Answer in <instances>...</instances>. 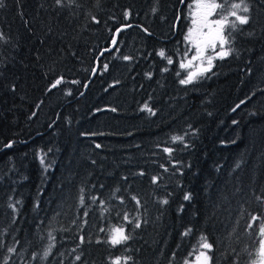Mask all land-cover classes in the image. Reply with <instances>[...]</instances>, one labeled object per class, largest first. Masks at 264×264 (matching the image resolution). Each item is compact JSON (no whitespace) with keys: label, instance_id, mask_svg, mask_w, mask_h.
<instances>
[{"label":"trees","instance_id":"16d2710c","mask_svg":"<svg viewBox=\"0 0 264 264\" xmlns=\"http://www.w3.org/2000/svg\"><path fill=\"white\" fill-rule=\"evenodd\" d=\"M190 1L4 0L0 264L125 256L128 264H186L205 239L211 264L255 262L264 219V0H246L249 23L225 29L231 54L182 85ZM216 2L226 16L238 0ZM124 25L131 28L106 52ZM114 227L130 239L96 242Z\"/></svg>","mask_w":264,"mask_h":264},{"label":"snow or ice","instance_id":"6c2138e0","mask_svg":"<svg viewBox=\"0 0 264 264\" xmlns=\"http://www.w3.org/2000/svg\"><path fill=\"white\" fill-rule=\"evenodd\" d=\"M183 2V0H181ZM55 3L57 5H62V0H55ZM4 7V0H0V8ZM224 4L222 3H217L216 0H194L193 5L191 6L190 9V16H191V24L192 27L188 29L187 34L185 35L184 39L185 42L189 45L188 51L185 53L186 59L188 57V52H191V57L190 59H187V65L185 63H181V68H185L186 66H191L193 61L200 60L202 61L205 57V54L208 52V50H211L212 52L215 53V56L209 55L207 57V64L209 67L203 68L202 71L207 72L210 71L212 61L214 58H220L223 59L231 54L233 49L231 47H226V45L230 44L229 36L231 35V32L228 33V35H225V29L229 28L231 30H236L237 25H246L249 23V16L247 13H249L250 9L248 4L246 3V0H238V2H233L230 5V10L228 12V15H220V18L210 20L209 17L213 16V14L217 13L218 9H223ZM155 11V9H153ZM129 13H125V17ZM230 17H234L233 20H229ZM179 19V17L177 18ZM123 27H131V25H125ZM123 29H117V33ZM145 32H147V29H144ZM0 39H3V35L0 34ZM116 41L113 40V44L115 45ZM217 48L219 50L217 51ZM158 55L162 58H165L167 60L168 64H172L173 60L171 57H166L164 50H161ZM124 60H129L131 59L128 56L123 57ZM104 68L107 69V65H104ZM164 71H167V68L164 69ZM150 76V74H148ZM179 75V73H178ZM197 75L196 72H189L187 74L186 78H183L180 80V84L186 85L192 82L193 78ZM64 82V78L60 77L55 80L54 83H52L51 87L56 88L57 86L61 85ZM73 83H78V81H73ZM68 94H71L70 92ZM239 107V106H237ZM142 110H147L151 114H155L151 108L146 104L144 106V109ZM112 111H115V109H112ZM235 123V121L233 122ZM183 137L182 136H173L171 138L172 142H183ZM97 147H100V145H97ZM165 153L171 154L173 149L171 147H165L163 149ZM43 162V161H42ZM140 175H144L143 172L140 173ZM125 179H127L125 177ZM152 183H158V177H152ZM102 187V186H101ZM191 197L190 195H185L184 199L189 200ZM95 197L93 200L95 201ZM133 201H135L137 206H140V201L133 196L131 198ZM81 203H83V199H81ZM121 203H123V199H121ZM163 204H167L168 201L165 199L162 201ZM11 207H14V205H10ZM85 216L87 213L84 214ZM123 219L127 221L129 224L134 223L135 228H140L141 227V221L139 218H134V219H129V216L127 213L124 214ZM253 220L256 218L253 217ZM87 223V221H85ZM101 232H104L105 229L101 228ZM262 239H260L259 244V256L262 260H264V227H261L259 229ZM126 230L122 227H114L111 229L110 234L108 235V238L106 241H100L97 240V243H108L112 245L113 247L126 243L129 239L130 236L125 234ZM54 239V238H53ZM79 242L80 244L85 243V238L84 236L79 237ZM2 247V245H0ZM52 247H54L53 244H50L47 249L44 250L41 259H46L50 252ZM199 247L203 250L207 251H200L198 255L196 256V261L197 264H210L211 257L208 255V252L211 251L212 249V244L208 243L205 239L203 243H200ZM9 253L15 252V248L9 247L7 249ZM75 251V249H73ZM36 257L34 256L33 259ZM75 261H80L81 260V255H76L75 256ZM128 264L129 261L132 260L131 256H125L123 258L121 257H116L114 260L111 261V264ZM2 264H8V259H4Z\"/></svg>","mask_w":264,"mask_h":264},{"label":"rangeland","instance_id":"374dc122","mask_svg":"<svg viewBox=\"0 0 264 264\" xmlns=\"http://www.w3.org/2000/svg\"><path fill=\"white\" fill-rule=\"evenodd\" d=\"M193 3H194V0H191L189 2V4H188V7H187V12H188L189 16H188V19H187L188 24H187V29H186L185 35L187 34L188 29L190 27H192V24H191V16H190V9H191V6L193 5ZM220 15H224V13L218 14V12H217V13L213 14V16L209 17V19L210 20L218 19V18H220ZM229 18H230V16H229ZM188 47H189V45L187 44V51H188ZM226 47H230V44L229 45H226ZM218 50H219V48H217V51ZM191 54H192L191 52H188L187 59H190ZM209 55L215 56V53L212 52L211 50H208V52L205 54V57H204V59L202 61H200V60L193 61V63H192L191 66H186L185 68H183L185 70V72H186V77H187V74L189 72H196L197 75L192 80V81H194L197 78H199V77L205 75L206 73H208L209 71L204 72V71H202V69L209 67V65L207 64V57ZM187 59H186V56L184 55L183 58H182V60H181V62H180V64L183 62V63H185L187 65ZM219 59L220 58H218V57L213 59L212 65H211V68H210V71L213 69V67L215 66L217 60H219ZM262 227H264V219H262ZM200 251H207V250H203V249H201L198 246L197 249H196V252L192 255V257L190 259L187 260L186 264H197L196 256L198 255V253ZM208 255L211 257L210 251L208 252ZM210 264H211V261H210ZM253 264H264V260H262L260 258V256H259V254H258V256H257V258H256V260H255V262Z\"/></svg>","mask_w":264,"mask_h":264},{"label":"water","instance_id":"95a60500","mask_svg":"<svg viewBox=\"0 0 264 264\" xmlns=\"http://www.w3.org/2000/svg\"><path fill=\"white\" fill-rule=\"evenodd\" d=\"M185 1H186V0H183V4L185 3ZM179 19H180V18H179ZM124 26H125V25H124ZM130 28H131V27H123V26H121L119 29H123V30L119 31V33H117V31H116V33H115V35H114V39H113V40L116 41L115 45L112 43L111 47H110L109 49H107L106 52L114 51V50L118 47L119 36H120V34H121L123 31H125V30H129ZM102 55H103V54H101V56H102ZM98 70H99V65L96 66V68H95V70H94V72H93V74H92V79L95 78V76H96ZM87 87H88V84H87ZM87 87H86V89H85V92H86V90H87Z\"/></svg>","mask_w":264,"mask_h":264}]
</instances>
